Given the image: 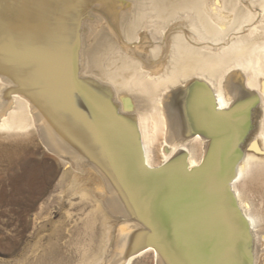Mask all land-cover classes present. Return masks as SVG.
<instances>
[{
	"label": "bare ground",
	"instance_id": "6f19581e",
	"mask_svg": "<svg viewBox=\"0 0 264 264\" xmlns=\"http://www.w3.org/2000/svg\"><path fill=\"white\" fill-rule=\"evenodd\" d=\"M128 1L0 0V137L20 148L35 135L67 167L59 184L69 181L65 190L88 207L84 229H100L101 245L82 264L147 254L189 264L138 148L148 168L184 162L191 172L222 141L210 102L238 112L248 126L230 190L257 264L251 207L237 190L248 185L264 211V0ZM91 17L107 32L97 41Z\"/></svg>",
	"mask_w": 264,
	"mask_h": 264
},
{
	"label": "rangeland",
	"instance_id": "374dc122",
	"mask_svg": "<svg viewBox=\"0 0 264 264\" xmlns=\"http://www.w3.org/2000/svg\"><path fill=\"white\" fill-rule=\"evenodd\" d=\"M88 19L99 30L91 34L93 41L107 35L97 18ZM86 27L85 33L90 32V26ZM154 31L153 27L147 29L150 37L156 36ZM151 41L152 47L156 45V38ZM33 136V141L28 140L21 149L10 138L0 137V264H34L41 256V264H82L101 245L100 229L98 225L92 231L84 229L88 207L66 191L69 181L59 184L67 167ZM159 161L161 158H156L155 165ZM237 191L250 204L248 214L254 219L252 251L256 263L264 264V211L260 200L248 185L239 186ZM133 264L154 263L147 254Z\"/></svg>",
	"mask_w": 264,
	"mask_h": 264
},
{
	"label": "water",
	"instance_id": "95a60500",
	"mask_svg": "<svg viewBox=\"0 0 264 264\" xmlns=\"http://www.w3.org/2000/svg\"><path fill=\"white\" fill-rule=\"evenodd\" d=\"M209 113L218 122L222 141L199 168L187 172L184 162L148 168L138 148L140 171L151 181V188L162 190L164 220L173 237H181L177 241L189 264H251L248 224L230 190L239 157L237 146L248 125L238 118V112L216 111L214 102H210ZM152 237L153 233L150 244L154 246L159 241Z\"/></svg>",
	"mask_w": 264,
	"mask_h": 264
}]
</instances>
